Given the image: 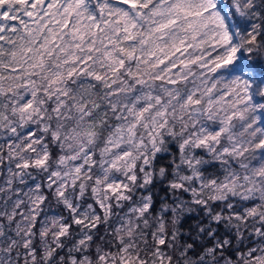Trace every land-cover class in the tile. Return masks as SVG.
<instances>
[{
  "label": "snow or ice",
  "instance_id": "obj_1",
  "mask_svg": "<svg viewBox=\"0 0 264 264\" xmlns=\"http://www.w3.org/2000/svg\"><path fill=\"white\" fill-rule=\"evenodd\" d=\"M0 264H264V0H0Z\"/></svg>",
  "mask_w": 264,
  "mask_h": 264
}]
</instances>
